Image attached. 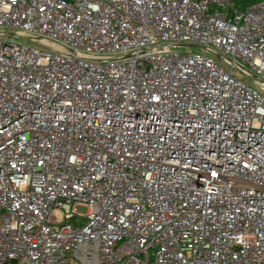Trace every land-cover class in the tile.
I'll use <instances>...</instances> for the list:
<instances>
[{
    "label": "built area",
    "instance_id": "1",
    "mask_svg": "<svg viewBox=\"0 0 264 264\" xmlns=\"http://www.w3.org/2000/svg\"><path fill=\"white\" fill-rule=\"evenodd\" d=\"M251 85L264 0H0V264H264Z\"/></svg>",
    "mask_w": 264,
    "mask_h": 264
},
{
    "label": "rangeland",
    "instance_id": "2",
    "mask_svg": "<svg viewBox=\"0 0 264 264\" xmlns=\"http://www.w3.org/2000/svg\"><path fill=\"white\" fill-rule=\"evenodd\" d=\"M11 34H14L12 31L10 32ZM15 42L17 43H23V44H31L33 45L32 43H30L29 40L25 39V37H18V38H14L13 39ZM34 46H37V47H40L39 44L37 43H34ZM173 51H176V52H180V53H186L188 51H191V52H196L197 50L195 49H187V48H177V49H173ZM252 88H254L260 95H263L264 96V92L262 90H259L257 87L251 85ZM85 211L82 209V208H79L77 210V213H84ZM56 218L57 221H61L63 219L62 215L60 214L59 211H56L54 212L53 214Z\"/></svg>",
    "mask_w": 264,
    "mask_h": 264
},
{
    "label": "trees",
    "instance_id": "3",
    "mask_svg": "<svg viewBox=\"0 0 264 264\" xmlns=\"http://www.w3.org/2000/svg\"><path fill=\"white\" fill-rule=\"evenodd\" d=\"M231 1L236 8L243 10L252 3L258 2L260 0H231Z\"/></svg>",
    "mask_w": 264,
    "mask_h": 264
},
{
    "label": "water",
    "instance_id": "4",
    "mask_svg": "<svg viewBox=\"0 0 264 264\" xmlns=\"http://www.w3.org/2000/svg\"><path fill=\"white\" fill-rule=\"evenodd\" d=\"M186 46V45H185ZM189 48H193V49H196V50H201V47H199V46H193V45H191V46H188Z\"/></svg>",
    "mask_w": 264,
    "mask_h": 264
}]
</instances>
